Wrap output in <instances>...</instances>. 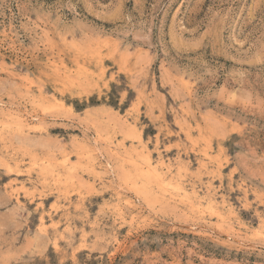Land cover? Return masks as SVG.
<instances>
[{
    "label": "rangeland",
    "instance_id": "obj_1",
    "mask_svg": "<svg viewBox=\"0 0 264 264\" xmlns=\"http://www.w3.org/2000/svg\"><path fill=\"white\" fill-rule=\"evenodd\" d=\"M0 264H264V0H0Z\"/></svg>",
    "mask_w": 264,
    "mask_h": 264
},
{
    "label": "bare ground",
    "instance_id": "obj_2",
    "mask_svg": "<svg viewBox=\"0 0 264 264\" xmlns=\"http://www.w3.org/2000/svg\"><path fill=\"white\" fill-rule=\"evenodd\" d=\"M34 117V116H33ZM37 117V116H36ZM33 119V118H32ZM25 125V124H24ZM33 128V127H32ZM156 169V168H155ZM141 174V173H140ZM127 181V180H126ZM65 183V182H64ZM155 184V183H154ZM159 189V188H158Z\"/></svg>",
    "mask_w": 264,
    "mask_h": 264
}]
</instances>
